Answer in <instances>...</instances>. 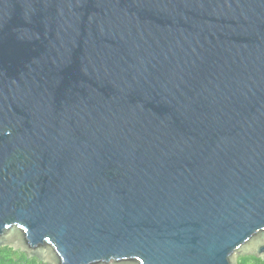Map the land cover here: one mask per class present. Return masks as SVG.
Instances as JSON below:
<instances>
[{
  "label": "water",
  "instance_id": "1",
  "mask_svg": "<svg viewBox=\"0 0 264 264\" xmlns=\"http://www.w3.org/2000/svg\"><path fill=\"white\" fill-rule=\"evenodd\" d=\"M0 241L264 262V0H0Z\"/></svg>",
  "mask_w": 264,
  "mask_h": 264
},
{
  "label": "trees",
  "instance_id": "2",
  "mask_svg": "<svg viewBox=\"0 0 264 264\" xmlns=\"http://www.w3.org/2000/svg\"><path fill=\"white\" fill-rule=\"evenodd\" d=\"M0 264H41L36 258L28 259L25 254L9 247L0 248ZM238 264H264L262 260L252 256L239 259Z\"/></svg>",
  "mask_w": 264,
  "mask_h": 264
},
{
  "label": "snow or ice",
  "instance_id": "3",
  "mask_svg": "<svg viewBox=\"0 0 264 264\" xmlns=\"http://www.w3.org/2000/svg\"><path fill=\"white\" fill-rule=\"evenodd\" d=\"M0 242H3V241H0Z\"/></svg>",
  "mask_w": 264,
  "mask_h": 264
}]
</instances>
